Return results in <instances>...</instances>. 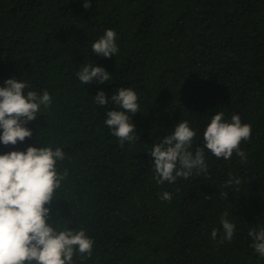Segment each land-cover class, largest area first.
Returning a JSON list of instances; mask_svg holds the SVG:
<instances>
[{"label":"trees","instance_id":"obj_1","mask_svg":"<svg viewBox=\"0 0 264 264\" xmlns=\"http://www.w3.org/2000/svg\"><path fill=\"white\" fill-rule=\"evenodd\" d=\"M83 3L0 0V86L22 79L25 94L47 90L52 98L26 125L32 136L0 143V154L30 145L64 152L56 166L67 176L49 222L58 231L84 229L94 241L91 256L76 254L73 264H264L248 235L264 227V0ZM107 29L118 46L110 58L92 52ZM85 64L104 67L111 79L81 83ZM120 87H131L139 104L132 116L139 139L123 146L105 123L120 109L94 99ZM216 112L251 126L240 145L246 162L205 149L207 175L158 184L153 146L188 121L194 153ZM229 174L241 182L226 187ZM164 192L171 201L160 198ZM225 212L236 229L230 242Z\"/></svg>","mask_w":264,"mask_h":264},{"label":"clouds","instance_id":"obj_2","mask_svg":"<svg viewBox=\"0 0 264 264\" xmlns=\"http://www.w3.org/2000/svg\"><path fill=\"white\" fill-rule=\"evenodd\" d=\"M92 6V0H84L83 7ZM92 52L106 58L118 52L116 33L107 29L103 36L92 44ZM77 76L81 83L91 84L93 80L105 83L110 73L102 66L85 64ZM26 81L7 78L0 86V143L15 145L32 136L26 125L38 118L41 106L50 107L52 98L47 90L42 94L29 90ZM95 102L106 106L112 102L120 110L107 112L106 125L121 144L139 139L132 116L139 111L138 95L131 87H120L110 99L100 90L94 96ZM223 112H216L203 133V147L191 151L196 131L188 121H180L174 131L165 135L149 153L153 160L156 182H175L177 177L188 178L195 171L197 175L208 173L205 149L217 159L228 160L235 152L246 162L247 155L240 148L242 141L251 139V126L242 123L238 114L230 120L223 119ZM61 148L30 145L26 150H12L0 154V264H73V257H90L94 241L84 229L64 228L57 230L50 223L53 194L67 176V170L58 172L57 161L64 159ZM239 178L229 179L225 186L239 184ZM162 200L171 201V194L164 192ZM208 199L210 197H207ZM224 239L231 241L235 224L228 219V213L221 216ZM251 247L264 257V227L253 228L248 233ZM217 236L213 229L212 238Z\"/></svg>","mask_w":264,"mask_h":264}]
</instances>
